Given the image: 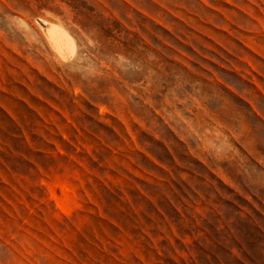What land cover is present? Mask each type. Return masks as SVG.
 <instances>
[{"label": "rangeland", "instance_id": "374dc122", "mask_svg": "<svg viewBox=\"0 0 264 264\" xmlns=\"http://www.w3.org/2000/svg\"><path fill=\"white\" fill-rule=\"evenodd\" d=\"M0 264H264V0H0Z\"/></svg>", "mask_w": 264, "mask_h": 264}, {"label": "bare ground", "instance_id": "6f19581e", "mask_svg": "<svg viewBox=\"0 0 264 264\" xmlns=\"http://www.w3.org/2000/svg\"><path fill=\"white\" fill-rule=\"evenodd\" d=\"M42 28H43V30H44L45 36H46V35H48V36H49V35H50V36H51V35H56V38H57V35H58V37H59L62 41L64 40V41L66 42V45H67L68 43L70 44L69 39L67 38L66 34H64V32H61L60 29H56V26H55V28H53V26H50L49 24L44 23V26H43ZM65 33H66V32H65ZM54 37H55V36H54ZM54 37H53V38H54ZM53 38H52V39H53ZM56 38H55V39H56ZM60 39H59V40H60ZM61 40H60V41H61ZM62 41H61V42H62ZM52 42H53V41H52ZM54 42H55L56 44H58V41H54ZM54 42H53V43H54ZM61 42H60V43H61ZM65 42H64V43H65ZM56 44H54V45H56ZM54 45H53V46H54ZM58 45H59V44H58ZM60 45H61V44H60ZM64 45H65V44H64ZM70 46H71V45H70ZM70 46H68V47H70ZM55 47H56V46H55ZM57 47H59V46H57ZM61 47H62V46H61ZM68 47H67V48H68ZM65 48H66V47H65ZM67 48H66V49H67ZM58 50H59V49H58Z\"/></svg>", "mask_w": 264, "mask_h": 264}]
</instances>
